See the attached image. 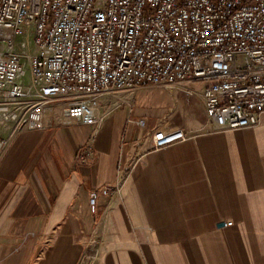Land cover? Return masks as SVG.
I'll return each mask as SVG.
<instances>
[{"label":"crops","instance_id":"1","mask_svg":"<svg viewBox=\"0 0 264 264\" xmlns=\"http://www.w3.org/2000/svg\"><path fill=\"white\" fill-rule=\"evenodd\" d=\"M194 85L123 92L133 108L102 96L99 126L65 124L68 102L56 98L46 130L9 134L0 264H264V113L220 129ZM176 129L189 138L153 147L157 131ZM118 182L109 199L103 190Z\"/></svg>","mask_w":264,"mask_h":264},{"label":"built area","instance_id":"2","mask_svg":"<svg viewBox=\"0 0 264 264\" xmlns=\"http://www.w3.org/2000/svg\"><path fill=\"white\" fill-rule=\"evenodd\" d=\"M27 73L31 82L24 81ZM202 84L207 116L220 129L255 126L264 113V0H0V125L43 131L56 98L66 123L99 126L100 98ZM140 124L145 125L141 120ZM189 137L159 130L162 150ZM9 146L0 138V154ZM113 199L122 183L103 190ZM100 190L90 194L92 214Z\"/></svg>","mask_w":264,"mask_h":264},{"label":"rangeland","instance_id":"3","mask_svg":"<svg viewBox=\"0 0 264 264\" xmlns=\"http://www.w3.org/2000/svg\"><path fill=\"white\" fill-rule=\"evenodd\" d=\"M24 81L26 83H30L31 82V77H30V74L27 73V76L25 77ZM186 85H193V86H196L198 87L200 90H201V86L200 85H194V84H186ZM148 87V86H147ZM156 87V86H155ZM158 87V86H157ZM105 97L109 98L110 96L109 95H104ZM109 96V97H108ZM125 99V98H123ZM127 101V100H126ZM128 102V101H127ZM130 103V102H128ZM179 102L178 101H168L167 103L164 104V106H167V105H172L173 106V109H176L178 107V105H180V103L178 104ZM32 104V101H26V102H23L21 105H20V113H21V119L19 122H10L9 124H5V125H0V138H8L9 139V134H13V133H21L23 131H27L25 130L24 128L21 127V125L23 124L22 122H24L25 120H27V114H26V111L28 110V107ZM128 106V105H127ZM129 107V106H128ZM130 108V107H129ZM165 119H163L164 121ZM65 124L66 121H65ZM75 124V123H72V125ZM77 124V123H76ZM67 125H71V124H67ZM79 125V124H78ZM80 126H83V125H80ZM7 136V137H6ZM7 140V139H6ZM4 152V151H3ZM2 152V153H3ZM1 153V154H2ZM0 154V156H1ZM94 191V190H93ZM91 194V193H90ZM90 209V207H89ZM99 211V210H98ZM91 212V211H90ZM98 214V212H97ZM97 214H93L94 216H96ZM90 243L87 245V248H86V251L84 253V257H88V254L87 252L89 251V246ZM97 254L94 256L96 257ZM93 263V260L94 258H90Z\"/></svg>","mask_w":264,"mask_h":264}]
</instances>
